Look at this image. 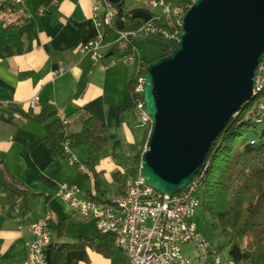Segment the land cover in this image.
Masks as SVG:
<instances>
[{"label": "crops", "instance_id": "0c3cea01", "mask_svg": "<svg viewBox=\"0 0 264 264\" xmlns=\"http://www.w3.org/2000/svg\"><path fill=\"white\" fill-rule=\"evenodd\" d=\"M149 1L125 0V3L128 9L161 13V8L153 12ZM166 1L170 5L175 2ZM43 6L46 10L35 11ZM19 7L18 12H2L0 18V169L6 167L12 177L30 190L17 193L0 181V264H29L26 243L35 236L31 225L47 213L52 217L51 230L58 228L57 235L52 231L53 242L78 239L63 240L67 239L61 229L63 222L74 216L82 217L57 196L61 182L76 184L85 191L97 190L90 179L89 182L85 179L84 173L82 176L77 172L76 164L51 154L43 140L44 123L10 105L34 113L50 107L59 116L71 119L79 108L86 109L108 126L110 138H118L123 144L121 130L125 140H133L128 122L120 120V104L128 80L135 76L141 58H157L143 56L136 37L128 53L139 52L138 64L134 65V54L132 62L115 60L119 55L113 54L111 48L118 42V30L93 18L92 0H27ZM22 15L27 18L26 22L12 23L15 19L23 21ZM144 21L135 17L128 29H138ZM99 38L102 57L96 58L91 52L81 53L83 43ZM36 95L39 100L32 107L30 100ZM72 127L79 128L80 124L72 123ZM143 135L144 131L141 142ZM100 167L103 168L98 162L97 172ZM97 179L102 190L107 191L111 184L117 187L112 174L107 175L109 187L98 174ZM99 232L97 229L92 234L79 233L78 237H92ZM98 254L90 247L70 250L63 263L70 264L77 259L81 264H98L102 262Z\"/></svg>", "mask_w": 264, "mask_h": 264}, {"label": "water", "instance_id": "95a60500", "mask_svg": "<svg viewBox=\"0 0 264 264\" xmlns=\"http://www.w3.org/2000/svg\"><path fill=\"white\" fill-rule=\"evenodd\" d=\"M133 16L152 14L138 9ZM182 24L174 49L148 64L142 91L152 124L141 174L171 196L199 171L229 118L253 97L264 54V0H194Z\"/></svg>", "mask_w": 264, "mask_h": 264}, {"label": "trees", "instance_id": "16d2710c", "mask_svg": "<svg viewBox=\"0 0 264 264\" xmlns=\"http://www.w3.org/2000/svg\"><path fill=\"white\" fill-rule=\"evenodd\" d=\"M189 2L192 4V1ZM114 6L118 10V21L129 26L135 18L133 13L137 9H128L125 0H120ZM19 10V6L5 3L0 7V18L2 12L8 14ZM42 10H46L45 6L35 11ZM22 17H24L23 21L15 19L12 23L26 22L25 15ZM134 45L135 40H119L113 45L111 52L115 55H123ZM175 46H168L166 43L165 51L159 57L169 54ZM151 61L141 58L135 76L128 80L124 100L120 104L122 122L127 121L129 112L134 109L137 101L143 99L142 92L136 91L138 75H145ZM10 106L44 123L46 134L43 140L54 157L68 158L64 151L66 140H69L74 149L84 147L87 152L85 163L95 174L94 186L97 189L95 197L102 198L106 195L107 191L101 189L97 179L96 165L100 153L108 146L111 139L107 125L82 108L76 111V115L70 118L69 123H65L58 115V111L50 107H46L41 113H34L25 111L18 105ZM263 122L264 109L258 106L256 98L245 103L229 118L214 139L197 172V174L203 172L200 183L201 208L210 216L212 226L219 228L228 238L230 257L238 264H264V129L259 137L250 135L252 130L257 132L259 124ZM72 123H79L80 127L74 128ZM149 131L150 127H145L141 148L133 156V164L128 176L141 172V156ZM120 147V140H114L112 159L117 158ZM83 173L88 178L84 171ZM112 175L116 181H121L123 178L119 170L114 171ZM0 177L2 184L17 193L30 190L12 177L6 167L0 169ZM244 235H246L245 240ZM86 247L109 258L111 264L128 262L124 251L115 243L114 233L99 232L92 237L80 235L72 242H53L54 253L49 264H64V257L68 251ZM70 264L81 263L75 259Z\"/></svg>", "mask_w": 264, "mask_h": 264}, {"label": "built area", "instance_id": "2783aa9c", "mask_svg": "<svg viewBox=\"0 0 264 264\" xmlns=\"http://www.w3.org/2000/svg\"><path fill=\"white\" fill-rule=\"evenodd\" d=\"M27 0H0V7L5 3L23 6ZM152 8H161V13H152L138 29L129 30L128 26L118 27L117 8L108 0H92L93 18L99 24L116 28L119 40L134 41L139 34L151 35L163 39L168 46H174L183 32V17L190 4L170 5L166 0H150ZM154 14V17H153ZM162 17V18H161ZM101 39H92L83 43L81 53L91 52L96 58L102 57ZM115 60L132 62L131 53L119 55ZM145 75H138L136 91L142 92ZM258 106L264 109V54L259 62L253 88V97ZM39 97L30 100L35 107ZM133 115L138 124L151 127V115L143 99L138 100ZM65 123L70 118L62 117ZM64 151L68 159L84 171L91 183L94 172L82 162L70 145L64 142ZM201 174H195L189 183L172 196L149 185L141 172L129 175L124 183L121 195L97 196L92 188L85 191L76 184L61 182L57 196L65 200L73 212L83 219H94L100 232H112L115 243L120 247L132 264H191L184 244H192L198 253L199 264H238L231 257L224 258L219 248L198 230L195 214L201 207ZM51 214L32 223L34 238L27 241V260L29 264H49L46 250L52 241Z\"/></svg>", "mask_w": 264, "mask_h": 264}, {"label": "rangeland", "instance_id": "374dc122", "mask_svg": "<svg viewBox=\"0 0 264 264\" xmlns=\"http://www.w3.org/2000/svg\"><path fill=\"white\" fill-rule=\"evenodd\" d=\"M189 1L194 0H175L174 4H190ZM191 5V4H190ZM153 12L160 11V8H153ZM136 42L138 44L139 52L146 57L152 58L154 56H160L166 48V42L161 38H156L155 36L151 35H145V34H139ZM176 45V44H175ZM174 45V46H175ZM139 52L135 50L132 54L135 56V62L134 65L138 64V59L141 55H139ZM114 56V55H113ZM133 110V109H132ZM128 126L130 127L131 132L133 133V140L127 139L125 140V133L124 130H119V135L123 136V144H121L120 149L117 151V158L111 159V151H112V144L113 141L118 138H111L108 146L104 148V150L100 153V157L98 159V162L103 166V168L100 167L98 170V178L102 181L104 180L105 184L109 187V182L107 181V175L112 174L114 171L119 170L122 175L121 181H115L116 182V188H114L115 184H111L110 188L107 189V193L109 195H121L122 190L124 188V182L130 173L132 164H133V156L135 153H137L140 148L142 142L140 141V138L142 137V132L145 130V127L140 126L138 124L137 119L134 117L132 111L129 112V115L127 117ZM264 129V122L259 124V127L257 128V132L252 130L251 136L259 137L261 132ZM146 146V145H145ZM75 153L78 156V158L85 162L87 157V152L84 147L75 148ZM78 173H81L83 176V171L80 169L77 170ZM85 176V175H84ZM85 179L88 181L89 178L85 177ZM89 182V181H88ZM119 184V186H118ZM121 184V185H120ZM195 220L197 222L198 230L201 232L204 236H206L209 241L214 245L215 247L219 248L221 251V255L224 258H229L230 253V245L228 244V238L222 233V231L219 228H214L211 224L210 216L207 212H205L201 207L197 209V212L195 214ZM95 220H87V219H78L72 217L70 220H65L63 224L61 225V229L63 230V234H65V237L67 241L76 240L78 238L79 233H85V234H92L93 232L97 231V226L94 222ZM55 227V226H54ZM58 228H55L52 230L55 235L58 234ZM243 239H246V235L243 236ZM183 251L188 253L192 264H199L198 259V253L193 247L192 244H184L183 245ZM98 257L102 260L98 264H110L109 259L98 254ZM127 264H132L131 262H127ZM202 264V263H200Z\"/></svg>", "mask_w": 264, "mask_h": 264}]
</instances>
